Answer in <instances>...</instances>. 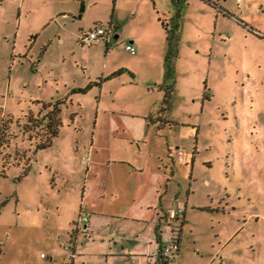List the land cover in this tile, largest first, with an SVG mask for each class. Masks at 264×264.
<instances>
[{
	"label": "rangeland",
	"instance_id": "1",
	"mask_svg": "<svg viewBox=\"0 0 264 264\" xmlns=\"http://www.w3.org/2000/svg\"><path fill=\"white\" fill-rule=\"evenodd\" d=\"M80 1L0 0V264H65L69 232L85 211L80 156L93 136L98 88L60 104L59 131L47 147H35L44 130L27 120L39 110L34 100H53L102 66L105 38L82 44L74 25L124 16L137 4L140 19L123 21L109 62L136 66L143 79L164 35L158 16L174 12L170 0H156L159 8L147 0L155 19L145 0H83L76 19ZM127 34L149 45L143 62L125 53ZM170 63L165 117L176 123L162 131L173 168L163 202L185 210L172 219L180 242L170 263L264 264V0H184ZM133 91L122 87L118 96ZM168 234L164 224V240ZM77 235L79 246L97 245L81 227Z\"/></svg>",
	"mask_w": 264,
	"mask_h": 264
},
{
	"label": "crops",
	"instance_id": "2",
	"mask_svg": "<svg viewBox=\"0 0 264 264\" xmlns=\"http://www.w3.org/2000/svg\"><path fill=\"white\" fill-rule=\"evenodd\" d=\"M153 1L154 7L159 8L156 0ZM115 2L118 3L117 0ZM145 2L150 16L155 19L151 4L147 0ZM164 10H168V6L165 5ZM81 15L76 12L72 16L77 19ZM139 15L137 4L126 8L124 16L118 12L112 14L108 19L114 27L112 38L122 33L123 21L134 19L138 22ZM108 20L105 22L94 17L91 22L79 21L72 32L77 38L80 31L98 22L107 23ZM126 37L128 39L124 45L131 42L135 52H130L124 46L125 53L143 62L150 51L147 42L139 34H127ZM105 45L100 70L90 74L84 83L65 84L64 94L55 98L66 102L70 93L82 92L80 88L88 84L90 86L85 91L91 87L98 88L95 126L86 150L89 151V160L84 164L86 177L81 196L85 208L81 212L87 214L84 232L97 245L79 246L78 228H74L72 235L69 232V241L59 235L62 242L70 243L65 247L70 249L68 252H72L70 257L65 255L62 260L65 264H158L164 240L162 226L167 225L168 207L163 198L167 197L170 182L168 173H173V168L168 163L169 144L162 133L170 125L150 121L149 117L156 115L153 96H158L159 105L163 96L160 84L165 70V30L164 35L157 36L155 59L152 68L148 70L149 75L143 79L139 69L130 63H110L109 57L114 51L112 39L105 42ZM122 87L134 89L133 94L126 98L119 97V89ZM130 106H136L137 109ZM49 258L53 260V256Z\"/></svg>",
	"mask_w": 264,
	"mask_h": 264
},
{
	"label": "trees",
	"instance_id": "3",
	"mask_svg": "<svg viewBox=\"0 0 264 264\" xmlns=\"http://www.w3.org/2000/svg\"><path fill=\"white\" fill-rule=\"evenodd\" d=\"M171 3L174 8L173 14L167 19L166 17L160 16V20L164 26L165 30V38L167 42V48L164 55V78L160 84V88L163 91V96L154 117L150 116V121H159V124H168L172 125L176 122L168 117H165V112L170 108L172 102V94L174 91V85L172 81H168V77L171 76V58L177 55V41L179 34V19L180 12L184 4V0H171ZM84 10V4L80 1L78 15H80ZM112 16V15H111ZM110 16V17H111ZM107 23H111L108 20ZM107 42V41H106ZM90 84L87 86L80 88L81 91H85ZM38 103L39 110L37 114L34 116L32 111L29 110L27 114V120L32 122L34 126H40L44 130V136L40 137L39 140L35 141V147L37 149L47 147L51 144L52 139L55 135H57L59 131V126L61 124V119L59 116L60 112V104L63 102L62 99L58 98L55 100H34ZM26 128H29L27 124H25ZM1 135V133H0ZM180 229L178 227L177 240L180 242ZM74 229L70 232L73 234ZM158 264H169L166 260H162L160 256H158Z\"/></svg>",
	"mask_w": 264,
	"mask_h": 264
},
{
	"label": "built area",
	"instance_id": "4",
	"mask_svg": "<svg viewBox=\"0 0 264 264\" xmlns=\"http://www.w3.org/2000/svg\"><path fill=\"white\" fill-rule=\"evenodd\" d=\"M114 32V27L111 23H103L98 22L94 24L92 27L82 30L78 33V40L82 44H92L96 42L99 38H105L106 41H110L112 38V34ZM125 48L130 52H135V47L131 42H127ZM180 157V155L178 156ZM80 160L83 164H86L89 160V151H84L80 156ZM184 212V209L181 206L171 205L167 208L166 211V219L167 226L169 229L168 238L163 240L159 256L162 260H166L168 263L171 257H174L178 252L179 242L177 240L178 234V226L172 223V219L178 217L180 214ZM87 221V214L84 212H80L77 217L76 225L77 228L81 227L85 229ZM42 255V253H41ZM72 252H67L66 256L70 257Z\"/></svg>",
	"mask_w": 264,
	"mask_h": 264
}]
</instances>
